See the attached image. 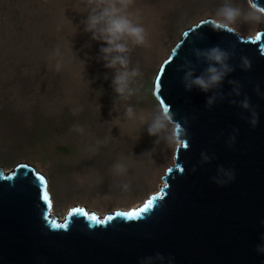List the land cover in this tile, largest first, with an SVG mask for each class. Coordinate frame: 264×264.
Here are the masks:
<instances>
[{"label":"rangeland","instance_id":"rangeland-1","mask_svg":"<svg viewBox=\"0 0 264 264\" xmlns=\"http://www.w3.org/2000/svg\"><path fill=\"white\" fill-rule=\"evenodd\" d=\"M232 2L247 9V0ZM84 3L0 0V169L27 164L44 174L62 218L79 205L101 215L128 210L160 190L176 148L149 135L140 117L150 121L161 105L156 77L184 32L213 19L224 0H134L130 11L138 13L150 46L129 43V68L141 75L126 100L118 99L115 72L100 59L106 44L83 30ZM233 27L254 37L264 24ZM55 48L60 57H53ZM128 106L136 119L123 117ZM118 162L126 174H114Z\"/></svg>","mask_w":264,"mask_h":264},{"label":"water","instance_id":"water-1","mask_svg":"<svg viewBox=\"0 0 264 264\" xmlns=\"http://www.w3.org/2000/svg\"><path fill=\"white\" fill-rule=\"evenodd\" d=\"M253 3L264 7V0ZM212 20L185 31L170 63L162 64L165 72L158 73L155 95L183 124L190 146L176 149L175 165L164 178L167 187L158 192L161 198L154 207L129 220L115 216L128 210L103 216L79 205L75 207L89 214L114 219L96 224L77 215L66 227L53 228L44 218L35 179L36 173L45 175L27 164L10 172L0 169V264H264V253L257 251L264 245V38L252 42L258 33L264 36V29L246 37L214 31ZM217 45L234 52L228 61L234 71L220 86L224 99L208 108L205 101L212 93L185 91L184 72L177 68L187 60L199 75L207 64L197 61L193 50ZM242 56L250 60V70L240 67ZM229 80L239 82L240 96L228 95ZM245 97L258 115L255 128L249 124L250 112L239 106ZM233 129L238 131L229 147ZM202 152L211 157L209 162H201ZM220 166L235 173L223 186L213 181ZM48 192L51 217L64 223L68 212L64 218L55 215L49 187Z\"/></svg>","mask_w":264,"mask_h":264},{"label":"clouds","instance_id":"clouds-1","mask_svg":"<svg viewBox=\"0 0 264 264\" xmlns=\"http://www.w3.org/2000/svg\"><path fill=\"white\" fill-rule=\"evenodd\" d=\"M133 4L134 0H85L84 7L87 9L88 15L86 20L81 21L84 24L83 30L91 33L92 40L102 41L106 44L105 47L99 49L100 59L103 60L105 68L114 70L112 86L114 92L118 94V99L124 100L135 94L136 89L132 87V84L135 78L141 75L138 68H129V53L132 50L129 43L133 46H150L147 30L138 22V13L134 14L130 11ZM238 22L264 24V7L253 3V0H247V9L245 10L241 5L233 3L232 0H224L223 5L215 13L211 27L214 31L235 33L237 29L233 25ZM193 51L197 61L203 60L207 67L197 75L196 66L186 60L177 68V71L184 72L182 83L185 91L196 88L203 93H212L205 101L206 107L211 108L218 100L224 99V94L219 89L225 78L234 71L233 66L228 63L234 52L224 50L218 45L207 49H194ZM52 55L56 58L60 57L61 53L58 48H55ZM240 59L242 70H250V60L244 56ZM55 68L57 71L60 70V59H57ZM228 83L232 85L231 92L228 95L240 96L239 82L229 80ZM256 91L259 94L258 87ZM230 103L235 104L237 101L231 100ZM239 106L250 112L249 124L255 128L258 124V115L252 108L248 98L245 97L240 101ZM123 117L127 120H134L137 118V113L133 107L128 106L124 110ZM140 119L148 124L147 132L149 135L158 136L169 147L189 148L190 145L186 139L187 130L183 124L176 121L175 113L171 111L170 106H158L150 121L145 120L143 116ZM184 123H187L186 118ZM74 130L80 133L84 132V128L79 125H75ZM237 131L233 129V134L229 136V147L235 142ZM100 143V141H97V144ZM210 159L211 157L206 153H201L202 163L209 162ZM180 168L183 171L182 166ZM195 170V167H193L192 171ZM113 172L115 175L121 176L127 173V168L123 163L118 162L113 165ZM217 173L218 175L213 177V181L220 186L235 178L234 171L225 169L223 166L217 168ZM124 187L126 188L127 185H124ZM257 251L264 253V245L258 246ZM157 258L163 259L159 254H157Z\"/></svg>","mask_w":264,"mask_h":264},{"label":"snow or ice","instance_id":"snow-or-ice-1","mask_svg":"<svg viewBox=\"0 0 264 264\" xmlns=\"http://www.w3.org/2000/svg\"><path fill=\"white\" fill-rule=\"evenodd\" d=\"M201 23H204V21H202ZM197 27H199V25H197ZM184 35H187V33H184ZM262 38H264V36H262V34L258 33L252 42L253 43L260 42V41H262ZM177 47H179V46H177ZM261 50L264 51V45L261 46ZM175 54H176V50L173 49L172 54L169 56V58L167 60L164 61V64L170 63V61L172 60V57ZM164 72H165L164 65H161V67L159 69V73L162 75ZM161 75H157V77H156V82H155L156 91H159V89H160ZM161 106H165L163 101H161ZM21 167H27V166L22 165ZM171 171H172V169H169V172H171ZM35 179L37 180V183H38L39 188H40L41 201L45 205L44 218H45V220L50 221L51 226L53 228H64V227H66L69 218L77 216V215L82 216V217H86L89 221H93L96 224H103L106 221H111L112 219H114V217L111 215H109L107 217L99 218L95 214H89L83 208L74 207L68 211V213L65 217L64 223H57L56 220L51 217L52 201L50 198V194L48 192V182H47L46 178L39 173L35 174ZM166 187H167V185H165V188ZM160 198H161L160 194L157 193L156 195H153L151 198H149L139 208L133 209V210L128 211V212H117V213H115V216L116 217H124V218L129 219V220H135V219L141 218L145 213L149 212L154 207L155 202L157 200H159Z\"/></svg>","mask_w":264,"mask_h":264},{"label":"bare ground","instance_id":"bare-ground-1","mask_svg":"<svg viewBox=\"0 0 264 264\" xmlns=\"http://www.w3.org/2000/svg\"><path fill=\"white\" fill-rule=\"evenodd\" d=\"M170 53H171V52H170ZM170 53H169V55H170ZM176 149H177V148H176ZM175 156H176V154H175ZM165 185H166V182L163 181V184L161 185V188H160V190H159L158 192H160V191L162 190V186H165ZM158 192H156V194H157ZM144 203H145V202H144ZM142 205H143V203H140V204L134 206L133 208L136 209V208H139V207L142 206ZM131 209H132V208H129L128 211H130ZM126 211H127V210H126ZM53 213L55 214L54 208H53ZM106 215H108V214H106ZM103 216H105V215H103ZM60 218H62V217H60ZM63 218H64V216H63Z\"/></svg>","mask_w":264,"mask_h":264}]
</instances>
